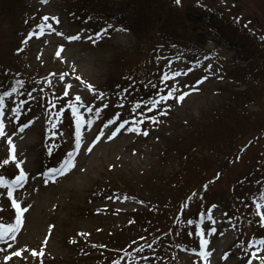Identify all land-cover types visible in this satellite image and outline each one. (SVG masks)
I'll return each mask as SVG.
<instances>
[{
    "label": "rangeland",
    "instance_id": "obj_1",
    "mask_svg": "<svg viewBox=\"0 0 264 264\" xmlns=\"http://www.w3.org/2000/svg\"><path fill=\"white\" fill-rule=\"evenodd\" d=\"M166 3L234 23L240 58L214 42L199 56L154 39L137 43L115 24L74 19L64 0H26L30 13L8 17L3 35L0 26V225L16 222L13 199L27 209L15 239H0V264H206L198 230L208 240L207 264H260L264 247L251 242L264 239L256 214L264 204V0ZM41 24L54 31L40 34ZM12 26L27 40L18 52ZM124 75L139 87L121 101L114 87ZM69 103L85 120L79 149ZM9 137L16 159L4 164ZM69 152L76 166L49 173ZM21 170L25 179L12 185Z\"/></svg>",
    "mask_w": 264,
    "mask_h": 264
},
{
    "label": "trees",
    "instance_id": "obj_2",
    "mask_svg": "<svg viewBox=\"0 0 264 264\" xmlns=\"http://www.w3.org/2000/svg\"><path fill=\"white\" fill-rule=\"evenodd\" d=\"M64 2L71 7V15L74 19L82 18L84 23H115L129 32L137 43L143 40L148 43L149 40L154 39L171 46L176 45L186 53L196 55L204 51L203 47L207 42H214L217 47L234 46L231 52L238 53L236 59L240 58L243 49L239 43L234 44L236 41L233 35L234 26L224 23L228 21L227 19L218 21L217 13L176 9L169 7L166 0H64ZM0 4L2 35L8 17L11 16L10 19L15 20L16 16L25 18L30 13L26 0H0ZM15 28L16 26L11 27V35L14 39H18L19 44L13 50L18 52L27 40L23 29ZM31 30L32 25L28 28L29 34ZM14 72L16 71L7 68L3 73L11 75ZM122 77L126 82L114 87L119 96L134 93L139 87L136 81L126 75ZM248 79L244 81L247 85L250 82ZM12 84L13 82H10V86ZM9 87L6 85L4 91L9 93Z\"/></svg>",
    "mask_w": 264,
    "mask_h": 264
},
{
    "label": "snow or ice",
    "instance_id": "obj_3",
    "mask_svg": "<svg viewBox=\"0 0 264 264\" xmlns=\"http://www.w3.org/2000/svg\"><path fill=\"white\" fill-rule=\"evenodd\" d=\"M43 2H47V0H43ZM176 3H180V0H176ZM49 18L47 16L43 17L42 20L43 21H47ZM53 20H56L57 23H59L58 19L56 17H52ZM38 27L41 28V33L43 34V29L46 27L48 29H52V25L51 24H41L38 25ZM54 31V29H52ZM99 36V33L97 34ZM79 37H68V39H78ZM60 52H57V55H59ZM173 75H179V73H174ZM77 79H79V77H77ZM164 80L169 79V77L167 75H165L163 77ZM19 83V81L17 82ZM197 83H200V81H197ZM87 88L91 91L94 90L93 87L91 85H86ZM70 87V86H68ZM13 91H15V89H13ZM65 95H68L67 90H65ZM9 95V93L5 92L4 96ZM173 95L172 91H169L168 96H161L160 100H165L168 99V97H171ZM188 95L187 92L182 93L177 99L178 101H183V99ZM76 101H80L81 97L80 96H76ZM157 101H153L152 102V106L155 107L156 106ZM3 106V96H0V107ZM83 105H81L82 107ZM68 107H70L72 109V114L76 119V149H79L80 143H81V126L85 123L84 118L81 116V114L79 113V109L77 107V105L75 103H69ZM137 107H139V105H137ZM88 111H92V109H88ZM97 113H99V109H96ZM0 115H2V113H0ZM86 123L91 126L92 124V120H87ZM113 120H108L107 123L105 124V127H107L109 124H112ZM128 121H123L119 124L118 127L115 128V130L111 133V135H109L107 137V139L111 140L112 138H114L117 133L121 130V128H123L125 126V124H127ZM23 127H27V125H24ZM133 130H137V129H129V131H133ZM145 135H147V133H144ZM5 132H4V123L2 120H0V136H4ZM104 135L103 130H101L100 134L96 136L95 140L93 141V145L98 142L101 138V136ZM8 143L10 145L9 148V158L4 160L2 163L7 164L9 162V160H15V148L14 145H12V141L11 138H8ZM92 150V147L89 146L88 147V151L90 152ZM75 151V150H74ZM76 166L75 164V159H74V152H69L67 157L65 158V160L61 163V166L59 168L56 169H49L48 172L49 173H55L57 175H63L66 174L67 172L71 171V169H73ZM17 167H19V163H17ZM25 179V173L21 170L20 174L16 177V179L14 181L11 182L12 185L15 184H19L20 181ZM47 182V181H46ZM5 182L3 180V177H0V185H3ZM8 196L11 198L12 197V187L11 185L8 186V191H7ZM12 205L13 207L16 209L17 215H16V222L14 224H8V225H0V239H3L4 236H7L9 234H11V238L14 240L15 239V233L19 230L20 226L23 223L22 220V213L24 211H27V209H22L19 204L17 203V201H15L13 199L12 201ZM215 207V206H213ZM261 208H264V204H260L257 203L256 204V214L260 216V223L262 225H264V212H261ZM210 211V210H209ZM209 220H212V216L209 215L208 216ZM189 223H192V221H189ZM216 231L215 228H211L209 230V234H212ZM197 234L201 237L200 239V248H201V252L200 255L201 257H203L206 261L207 264V257L211 255L210 252L206 251L205 249L207 248V244H208V240H206L204 238V235L202 232H200L199 230L197 231ZM251 243H255V244H259L260 246L264 247V239H260L258 241H254ZM9 247H11V245H9ZM257 251H259V249H257ZM21 253L20 252H13V255L19 256ZM34 256L35 255H42L43 252L41 251L40 253H37L35 250H33L32 253ZM253 255L255 256L256 253H253ZM4 259L7 261L10 259L9 256H5ZM257 259L260 260V264H264V257H257ZM115 264V262H114ZM249 264H252L251 261H249Z\"/></svg>",
    "mask_w": 264,
    "mask_h": 264
}]
</instances>
